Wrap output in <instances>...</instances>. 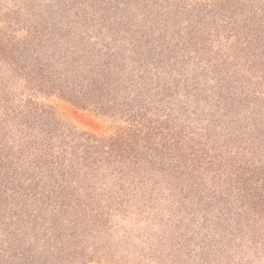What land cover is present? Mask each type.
I'll list each match as a JSON object with an SVG mask.
<instances>
[{
	"label": "rangeland",
	"instance_id": "rangeland-1",
	"mask_svg": "<svg viewBox=\"0 0 264 264\" xmlns=\"http://www.w3.org/2000/svg\"><path fill=\"white\" fill-rule=\"evenodd\" d=\"M0 264H264V0H0Z\"/></svg>",
	"mask_w": 264,
	"mask_h": 264
}]
</instances>
